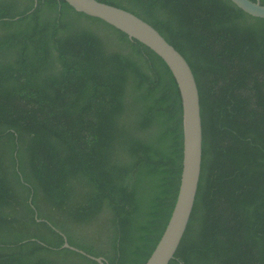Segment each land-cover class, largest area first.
<instances>
[{
	"label": "trees",
	"instance_id": "obj_1",
	"mask_svg": "<svg viewBox=\"0 0 264 264\" xmlns=\"http://www.w3.org/2000/svg\"><path fill=\"white\" fill-rule=\"evenodd\" d=\"M189 63L208 140L168 264H264V17L231 0H102ZM264 2V0H261ZM182 104L162 66L65 0H0V264H143L172 210Z\"/></svg>",
	"mask_w": 264,
	"mask_h": 264
},
{
	"label": "water",
	"instance_id": "obj_2",
	"mask_svg": "<svg viewBox=\"0 0 264 264\" xmlns=\"http://www.w3.org/2000/svg\"><path fill=\"white\" fill-rule=\"evenodd\" d=\"M36 1V0H35ZM74 9L103 19L116 27L134 46L164 68L179 88L182 104V161L176 198L165 227L143 264H168L187 232L208 144L199 91L193 71L181 54L151 23L134 12L102 0H65ZM247 13L264 17L261 0H231ZM63 246L87 254L100 264L104 257L86 253L69 244Z\"/></svg>",
	"mask_w": 264,
	"mask_h": 264
}]
</instances>
